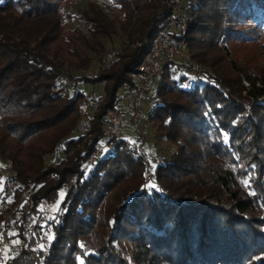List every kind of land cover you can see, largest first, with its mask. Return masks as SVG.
I'll use <instances>...</instances> for the list:
<instances>
[{
  "label": "trees",
  "instance_id": "trees-1",
  "mask_svg": "<svg viewBox=\"0 0 264 264\" xmlns=\"http://www.w3.org/2000/svg\"><path fill=\"white\" fill-rule=\"evenodd\" d=\"M72 1L0 0V167L19 212L10 237L26 239L25 212L42 200L58 213L2 264H264V0H188L178 39L206 75L176 76L181 57L150 81V123L175 147L160 163L124 138L90 158L166 7L84 0L72 15ZM117 34L126 48L108 66L71 75L104 62ZM62 77L101 83L103 97L81 114L84 94ZM5 223L0 209V234Z\"/></svg>",
  "mask_w": 264,
  "mask_h": 264
},
{
  "label": "rangeland",
  "instance_id": "rangeland-1",
  "mask_svg": "<svg viewBox=\"0 0 264 264\" xmlns=\"http://www.w3.org/2000/svg\"><path fill=\"white\" fill-rule=\"evenodd\" d=\"M94 1H96L98 4L104 7L109 6V3H110L109 0L107 4H103V2L100 0H94ZM83 5H84V0L72 1L66 6V11L72 15L76 14L77 8L79 9ZM62 21L65 24L73 25L75 23V18L65 16L64 18H62ZM125 39L126 38L122 36L121 34H117L116 36L113 37V42L111 44L109 43L107 44L108 50H107V54L103 58L104 62L95 61L90 65L88 69L86 70L75 69L74 71L71 72V75L73 77L81 75V74L94 75L99 70L100 67L108 66L116 58L115 54H117V52H120L121 49L126 48ZM180 48L182 51L185 52L181 44H180ZM178 59H181V57ZM191 62L186 65V68L184 66H180V67L177 66V68L175 69V75L179 76L180 74H183V75L189 76L188 69L193 68V65H197L199 69L202 71V73L204 74V76L206 75L205 69L207 68L205 66L199 63H196L194 61H191ZM185 80L186 82L189 80L191 81L190 78H187ZM57 82L58 83L67 82V87L70 92L71 90L73 91V89L75 91H81L85 97H87L91 93H94L97 96H100V99L103 97L101 83L92 84L90 82H83V81L77 82V81H74L66 77L59 78ZM151 84L152 83L150 82V85ZM152 89H153V84H152V87L150 86L148 90L145 91L142 97L138 100L137 102L138 109L135 112L127 113L126 121L121 126L120 132L123 138L132 144L136 143L137 140L140 144V141H141L142 147L146 150L148 156H152L157 153V157L163 158V155L164 156L169 155L172 151H174L175 147L167 139V136H166L167 133L169 132L171 133V130H163L160 128L158 129L157 127H152L150 123L149 116H150L154 103L152 101L147 100V98L150 97V93L152 92ZM128 91L129 89H126L125 87L118 90L117 96L120 97L118 104H117L118 107L125 105ZM81 114H84V113H82L81 111ZM107 139L108 138H105V137L101 139L100 145L97 147L98 148L97 152L93 157L90 158V161H92L94 157H97L103 151V148L105 149ZM139 147L141 146L139 145L136 148L139 149ZM4 173L7 174V176H9V171H7L3 166H1L0 167V209L3 212L4 216L6 217V223L4 225V228L6 229L3 232H7L8 234H10L12 232L11 228L14 225L15 219L19 212L17 209V205L11 204L12 203L11 200H13L12 197H10L11 194L9 193V191H5V190H8V189L11 190L13 186H15L17 183L8 182V184L5 186L4 182H5V177L7 176L3 175ZM28 187H29L28 185L27 187H25L24 194L28 192ZM63 196H64V191L61 189L59 190L58 199H57V202L55 203L57 204L58 202H60L63 199ZM40 206L41 204L39 205V208ZM49 207L51 209H55L54 206L51 207L49 205ZM30 212L32 211L27 209L25 212L26 215L24 218L25 220L24 222L27 224L25 225L28 226V230H27L28 233L30 232L31 226L33 224H40V223L43 224L46 219V218H41L39 216L38 211L32 212V216L29 219L27 216L30 215ZM48 218H51V217H47V219ZM43 234L44 235L42 236V242L44 243L46 236L50 235L49 227L43 231Z\"/></svg>",
  "mask_w": 264,
  "mask_h": 264
},
{
  "label": "built area",
  "instance_id": "built-area-1",
  "mask_svg": "<svg viewBox=\"0 0 264 264\" xmlns=\"http://www.w3.org/2000/svg\"><path fill=\"white\" fill-rule=\"evenodd\" d=\"M103 4H107L108 0H100ZM187 1L188 0H161L162 4L166 7V15L161 18L158 30L154 33L149 41V53L138 64V71L140 78L134 88L129 89L125 105L115 109L108 110L100 119L102 126V135L105 138H113L120 140L123 138L120 132L121 126L126 121L127 113L135 112L138 109L137 102L142 97L143 93L150 87V81L160 75L167 63L174 62L180 57H184L186 63L189 64L191 60L187 54L180 48L178 37L184 30L185 19L187 14ZM159 18V16H157ZM114 53V52H112ZM192 63V62H191ZM188 75L192 78L202 79L204 74L197 65L188 69ZM96 94L91 93L85 97L82 105V113L94 105ZM137 140L134 146H141L139 150L144 153L145 149ZM161 157H151L153 162L160 163ZM7 176V174H3ZM28 190L31 191V183H28ZM41 206L38 210L41 218L55 216L58 213L51 209L46 200L41 201ZM32 212L27 216L29 219ZM26 224V223H25ZM27 225V224H26ZM36 224L31 226L30 232L34 229ZM28 227V226H27ZM26 230V239L19 240L18 243H13L12 238L8 233L0 234V264L6 260V253L18 250L20 248H27L29 234Z\"/></svg>",
  "mask_w": 264,
  "mask_h": 264
},
{
  "label": "snow or ice",
  "instance_id": "snow-or-ice-1",
  "mask_svg": "<svg viewBox=\"0 0 264 264\" xmlns=\"http://www.w3.org/2000/svg\"><path fill=\"white\" fill-rule=\"evenodd\" d=\"M227 139V136L225 135V140ZM247 181H245V184H246V186H247ZM9 235H14L13 233H10ZM47 239H48V241H49V244H51V242H52V240H53V236L52 235H48L47 236ZM13 243L15 244V243H18V241H13ZM43 245H41L40 246V248H41V250H43ZM82 248H83V245L81 246ZM88 253H85V255H87ZM78 259V264H83V260L81 259V258H77Z\"/></svg>",
  "mask_w": 264,
  "mask_h": 264
}]
</instances>
